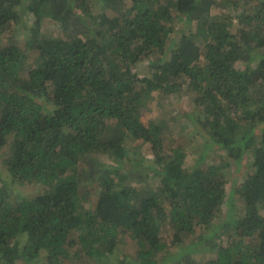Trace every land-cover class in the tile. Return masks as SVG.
<instances>
[{
	"label": "trees",
	"instance_id": "obj_1",
	"mask_svg": "<svg viewBox=\"0 0 264 264\" xmlns=\"http://www.w3.org/2000/svg\"><path fill=\"white\" fill-rule=\"evenodd\" d=\"M155 93L193 97L198 157L166 145L174 117H148ZM128 140L149 150L142 162ZM5 147L0 264H264V0H102L97 13L92 0H0ZM93 154L115 165L93 169ZM188 238L215 257L170 258Z\"/></svg>",
	"mask_w": 264,
	"mask_h": 264
},
{
	"label": "rangeland",
	"instance_id": "obj_2",
	"mask_svg": "<svg viewBox=\"0 0 264 264\" xmlns=\"http://www.w3.org/2000/svg\"><path fill=\"white\" fill-rule=\"evenodd\" d=\"M93 4V10L97 13L101 7H102V0H92ZM226 8L222 9L219 7L214 8L213 13H228L229 10H226ZM176 27H179L181 25L180 22L176 23ZM45 31L48 32L52 36H57L61 32V28L59 26V23L52 22L50 18H48L45 21ZM141 68L143 67L142 65L140 66ZM155 99L153 98L152 101L148 103V109L146 111H150L148 117L154 119L155 121H159V119L162 117L164 119H168V117H174L172 120L168 121L170 124L169 128V136L166 142L167 146H176V145H183L186 151L188 152V159L193 160L194 158L198 157L200 155L199 151L202 150L201 144L203 143V138L202 137H196V134H193V137L196 139H192V135L189 133V131H194V126L191 124V122L188 121V118L184 116V112L188 111L189 113L195 109L194 104H193V97L187 93H182L179 94L178 96H173L170 99H172L173 102L178 104L180 108L173 109L171 108L173 105L170 103V99L160 98L157 100L159 95L154 94ZM160 101V102H159ZM162 102V103H161ZM161 104L165 105V108L162 107ZM188 132V133H187ZM197 139H199L197 141ZM189 140L192 142L189 144ZM213 144V143H212ZM127 148H128V154L130 157L129 161L133 162H139L142 159L145 158V155H148L150 152L148 149H146L145 146L139 147V145L136 143V140H128L126 142ZM9 152V147H5L1 152H0V172L3 169L1 159H4L6 155ZM137 152L139 154H137ZM223 155V151H221L219 148L216 150L215 146L212 147L208 151V156H207V162L212 163L213 161H219L220 156ZM87 161V165L91 166V168L95 167H102V166H109L115 165L111 159L104 154H93L91 156H88L85 158ZM228 159V158H227ZM234 160L232 158L229 159V163H233ZM128 163V162H127ZM147 163V162H146ZM227 175L228 179V186L231 185L232 181L234 180V177L240 176L238 175V172H235V165L231 164L227 168ZM95 172V171H94ZM240 178V177H239ZM149 180V179H148ZM147 181V179H146ZM148 182V181H147ZM14 191L21 192L25 194L26 196H31L33 194H36V192H39L42 188L41 185L39 184H34V185H27V186H14ZM237 202L236 204L239 205L241 202L239 201L238 198H236ZM242 205V204H241ZM223 213L219 217V221L224 218L225 213L227 211V203L223 205L222 207ZM166 232H164L165 237L167 238V241L170 240L172 230L170 228L165 229ZM172 249L174 250V253H170V258L172 255L177 254L176 256H181L184 252L188 253L190 255H193L195 258H210V257H215V252L212 250L211 245L205 244L202 242H197L193 243L191 241V238L186 239V242L184 245H176L173 246ZM175 257V256H174ZM169 259V258H168ZM66 264H77V262H72V263H66Z\"/></svg>",
	"mask_w": 264,
	"mask_h": 264
}]
</instances>
